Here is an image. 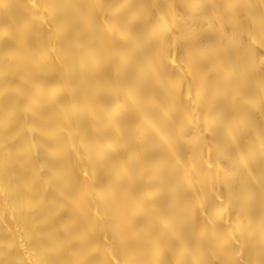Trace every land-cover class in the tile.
I'll return each mask as SVG.
<instances>
[{
  "label": "bare ground",
  "instance_id": "6f19581e",
  "mask_svg": "<svg viewBox=\"0 0 264 264\" xmlns=\"http://www.w3.org/2000/svg\"><path fill=\"white\" fill-rule=\"evenodd\" d=\"M0 264H264V0H0Z\"/></svg>",
  "mask_w": 264,
  "mask_h": 264
}]
</instances>
